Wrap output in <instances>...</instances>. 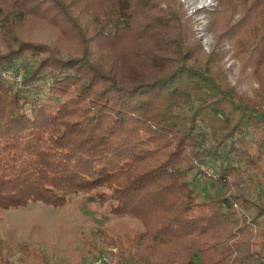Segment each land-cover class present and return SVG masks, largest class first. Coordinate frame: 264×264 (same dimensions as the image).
<instances>
[{
    "label": "trees",
    "instance_id": "obj_1",
    "mask_svg": "<svg viewBox=\"0 0 264 264\" xmlns=\"http://www.w3.org/2000/svg\"><path fill=\"white\" fill-rule=\"evenodd\" d=\"M251 21L235 46L263 64L264 0ZM220 70L172 1L0 0V208L83 193L143 227L97 231L116 264H264V194L239 191L264 187V113ZM211 162L225 188L202 198L192 175ZM11 251L0 238V264Z\"/></svg>",
    "mask_w": 264,
    "mask_h": 264
},
{
    "label": "rangeland",
    "instance_id": "obj_2",
    "mask_svg": "<svg viewBox=\"0 0 264 264\" xmlns=\"http://www.w3.org/2000/svg\"><path fill=\"white\" fill-rule=\"evenodd\" d=\"M168 1L177 6L191 36L206 54H211L228 83L239 94L251 99L264 113V63L257 62L258 57L249 54V51H238L235 46L237 40L244 36L243 31L250 26L263 0ZM164 5L165 1H162L161 6ZM21 29L24 36L53 43L54 50L60 56L73 53L68 47L74 45L75 38L70 41L65 37L56 42L52 29L34 21H29ZM31 63L29 55L22 57L19 69L22 78L24 67ZM203 167L212 168L213 175H207ZM215 168L214 162L201 164L200 173L192 175V187L202 198L219 194L225 188L220 182L209 179L215 176ZM205 176L208 179H204ZM239 191L253 197L264 194V187L241 181ZM111 203L110 199L94 201L78 193L58 207L30 201L25 206L0 208V238L12 248L11 252H7L8 260L11 264H18L17 261L26 256L30 261L27 264H91L99 258V264H116V257L111 253H115L117 247L105 246L99 240L97 231L103 228L109 234L120 236L125 232H139L143 227L128 215L110 214ZM252 229L255 231L254 227ZM260 247L264 252V243L256 246L257 249ZM25 249L33 250L42 259L32 260L33 255L29 252L23 254Z\"/></svg>",
    "mask_w": 264,
    "mask_h": 264
},
{
    "label": "built area",
    "instance_id": "obj_3",
    "mask_svg": "<svg viewBox=\"0 0 264 264\" xmlns=\"http://www.w3.org/2000/svg\"><path fill=\"white\" fill-rule=\"evenodd\" d=\"M3 76L9 81L15 82V83H20L22 80V73L20 72V70L18 71L5 70L3 72ZM203 169L207 173V175H213L212 168L203 167ZM99 263H100V259L98 258V259H95L93 263L91 264H99Z\"/></svg>",
    "mask_w": 264,
    "mask_h": 264
}]
</instances>
